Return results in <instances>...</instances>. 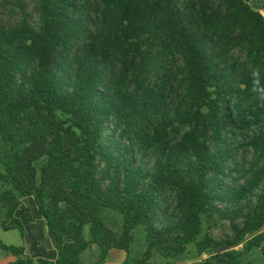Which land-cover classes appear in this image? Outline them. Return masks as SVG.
<instances>
[{
  "label": "trees",
  "instance_id": "trees-1",
  "mask_svg": "<svg viewBox=\"0 0 264 264\" xmlns=\"http://www.w3.org/2000/svg\"><path fill=\"white\" fill-rule=\"evenodd\" d=\"M34 3L36 22L26 0L0 22V227L25 237L33 197L58 257L0 239L9 264H85L93 243V264H173L190 244L194 264H264L262 0Z\"/></svg>",
  "mask_w": 264,
  "mask_h": 264
},
{
  "label": "rangeland",
  "instance_id": "rangeland-1",
  "mask_svg": "<svg viewBox=\"0 0 264 264\" xmlns=\"http://www.w3.org/2000/svg\"><path fill=\"white\" fill-rule=\"evenodd\" d=\"M29 4V11L32 13V20L34 22L37 21V12L35 11V3L34 0H26ZM260 11L264 14V0H262V7ZM20 15H19V8L16 5V0H0V22H5L8 24H14L19 21ZM0 188L1 185H0ZM25 204L27 205V210L23 212H27L31 215L38 213L37 210L34 209V200H31L29 198L24 200ZM18 215L21 213V215H25L21 210L19 209ZM107 223L112 227L114 231L117 233L121 232V224H122V216L116 212L108 211L105 213L104 216ZM208 223L204 222V231H206ZM228 222L224 221L222 225L213 228L211 231L215 237H221L224 232L228 231ZM3 229V228H0ZM19 231V230H18ZM134 239L132 243V255L133 256H140L142 252L146 249V238H145V230L143 226H139L136 229H134ZM84 235L87 239L91 238L90 234V226L87 225L84 230ZM8 243V242H7ZM241 246H239L240 248ZM89 248V249H88ZM86 249L87 252L82 255L83 259L87 261L89 253H92V251L99 252V248L97 244L93 243ZM95 249V250H94ZM0 251H5L4 249L0 248ZM83 254V253H82ZM87 255V256H86ZM121 256H127V253L124 250L119 249H112L109 251V257H117V259H120ZM208 257V254H202L198 255L197 250L194 244H190L188 247V251L184 253L180 258L174 259L173 264H194L200 262L202 259ZM249 258L253 259L255 263L262 262V256L260 255L259 250H254L249 254ZM168 259L162 258L159 254H155L153 258L150 261V264H168Z\"/></svg>",
  "mask_w": 264,
  "mask_h": 264
},
{
  "label": "crops",
  "instance_id": "crops-1",
  "mask_svg": "<svg viewBox=\"0 0 264 264\" xmlns=\"http://www.w3.org/2000/svg\"><path fill=\"white\" fill-rule=\"evenodd\" d=\"M27 198L33 200V197H26L24 200ZM33 204L36 206L35 203ZM34 209L37 210L38 213L35 214L34 212V214L31 215L21 210L25 215H21V213L19 214L27 228V234L25 237H22L17 229H0V239L6 243L8 242V244L23 245L25 247V254L35 259L42 257L50 261H55L58 257V251L49 237L45 219L39 213L37 206L34 207ZM85 252L87 251L85 250L82 255H84ZM89 254L87 261L82 257L85 264H93L99 252L92 251V253ZM16 258L17 256L13 255L8 250L0 251V264H9V262ZM124 258L125 256H121L120 259H117V257H109L108 254L106 264H121Z\"/></svg>",
  "mask_w": 264,
  "mask_h": 264
},
{
  "label": "water",
  "instance_id": "water-1",
  "mask_svg": "<svg viewBox=\"0 0 264 264\" xmlns=\"http://www.w3.org/2000/svg\"><path fill=\"white\" fill-rule=\"evenodd\" d=\"M227 249H228V247H223L220 250L223 251V250H227Z\"/></svg>",
  "mask_w": 264,
  "mask_h": 264
},
{
  "label": "clouds",
  "instance_id": "clouds-1",
  "mask_svg": "<svg viewBox=\"0 0 264 264\" xmlns=\"http://www.w3.org/2000/svg\"><path fill=\"white\" fill-rule=\"evenodd\" d=\"M261 99H264V92L261 93Z\"/></svg>",
  "mask_w": 264,
  "mask_h": 264
}]
</instances>
